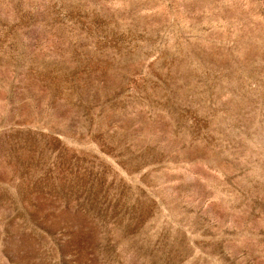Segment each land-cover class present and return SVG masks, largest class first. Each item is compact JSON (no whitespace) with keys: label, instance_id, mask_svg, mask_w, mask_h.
I'll list each match as a JSON object with an SVG mask.
<instances>
[{"label":"rangeland","instance_id":"rangeland-1","mask_svg":"<svg viewBox=\"0 0 264 264\" xmlns=\"http://www.w3.org/2000/svg\"><path fill=\"white\" fill-rule=\"evenodd\" d=\"M0 264H264V0H0Z\"/></svg>","mask_w":264,"mask_h":264}]
</instances>
